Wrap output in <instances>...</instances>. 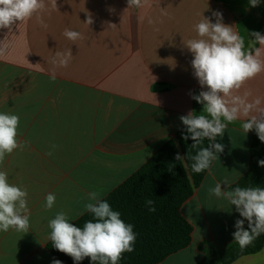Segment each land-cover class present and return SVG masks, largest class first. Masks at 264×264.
I'll list each match as a JSON object with an SVG mask.
<instances>
[{"label": "crops", "instance_id": "1", "mask_svg": "<svg viewBox=\"0 0 264 264\" xmlns=\"http://www.w3.org/2000/svg\"><path fill=\"white\" fill-rule=\"evenodd\" d=\"M45 4L39 18L0 29V44L7 45L0 54V112L19 116L18 140L25 145L6 155L0 171L27 189L30 218L26 234L0 231V264L58 260L47 249L49 220L62 210L74 223L87 213L89 192L105 198L175 138L184 126L180 116L201 114L203 105L191 97L207 89L195 78L184 43L197 38L194 26L203 16L215 23L213 11L221 12L245 51H259L264 63V44L250 35L264 36V0L256 7L249 0H142L140 7H128V0H57L58 11L51 0ZM65 28L82 38L69 40ZM68 50L70 62L55 67L51 79V60ZM232 96L247 103L259 98L264 108V70ZM245 119L228 123L217 138L223 152L181 207L193 226L191 243L158 264H201L209 251L237 244L234 225L242 217L208 189L225 180L234 187L248 171L252 135L242 128ZM49 193L56 201L47 210ZM231 264H264V248Z\"/></svg>", "mask_w": 264, "mask_h": 264}, {"label": "clouds", "instance_id": "2", "mask_svg": "<svg viewBox=\"0 0 264 264\" xmlns=\"http://www.w3.org/2000/svg\"><path fill=\"white\" fill-rule=\"evenodd\" d=\"M249 3L256 7L260 0H249ZM141 5L142 0H128V7ZM46 8L45 0H0V29L28 20L33 15L38 16ZM51 8L58 11L57 0H51ZM212 15L216 18L215 23L203 16L194 26L197 38L184 43L193 56L191 66L194 76L201 88L207 89L191 97L203 105L201 114L191 111L179 117L188 133L183 139L190 138L194 142L193 147L205 138L210 141L207 147L201 148L192 157L194 163L191 168L195 173H201L211 167L218 154L224 150L223 144L216 143L217 138L223 137L228 123L241 116L246 117L242 124L244 132L247 134L254 130L259 140L264 142V108L259 107L260 99L247 103L239 96H232L234 90L241 88L246 81L264 70V63L258 59L259 51L255 56L245 51L243 37L235 32L232 26L223 23L221 12L213 11ZM93 22L91 14H88L85 23L91 25ZM40 23L47 27L43 20H40ZM63 35L72 41L82 38L81 33L68 28H65ZM250 35L264 44V36L259 32H252ZM6 49L7 45L0 44V54ZM71 57V50L55 54L51 60L54 65L51 79L56 78L55 67H67ZM229 97L230 102L226 99ZM19 123L17 114L0 112V164L6 155L25 146L24 142L18 140ZM51 147L55 149L56 145ZM48 154L51 155L52 152ZM175 159L179 161L182 158L177 154ZM258 164L264 167V159L259 160ZM222 184L227 185L230 190L222 191ZM208 191L211 195L227 199L242 217L236 220V231L233 233V242L237 243L241 250L264 234V187H233L225 180ZM27 195V189L9 183L8 174L0 171V231L15 230L25 234L29 232ZM87 199L88 202L83 208L93 219L87 220L83 227L71 223L74 218L62 210L49 220V239L52 246L70 256L76 264L86 257L90 258L92 264H118L125 252L134 251L137 239L134 226L125 223L121 213L113 210L110 204L101 198L99 192H89ZM55 201L56 196L53 193L47 194L45 208L52 209ZM146 205L149 206V211H155L154 201L146 200ZM245 221L247 229L244 227ZM52 264L62 262L53 260Z\"/></svg>", "mask_w": 264, "mask_h": 264}, {"label": "trees", "instance_id": "3", "mask_svg": "<svg viewBox=\"0 0 264 264\" xmlns=\"http://www.w3.org/2000/svg\"><path fill=\"white\" fill-rule=\"evenodd\" d=\"M252 135L251 158L248 171L237 181L234 187H264V167L258 161L264 159V142L255 133ZM185 126L171 138L136 172L110 192L105 199L115 211L121 213L125 223L132 224L137 239L134 251L125 252L118 264H158L170 255L189 246L192 240L193 226L181 213L184 202L203 182L208 170L201 173L192 171V157L210 141L205 138L195 147ZM181 160L175 159L176 155ZM146 200L154 201L155 211H149ZM93 219L85 213L73 224H83ZM247 221L245 229H247ZM264 248V234L256 238L251 245L241 250L238 244L223 250H211L201 264H231L238 258L254 254ZM49 252L62 264H76L73 259L56 250L51 241L47 244ZM79 264H92L85 258Z\"/></svg>", "mask_w": 264, "mask_h": 264}]
</instances>
